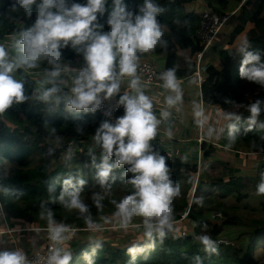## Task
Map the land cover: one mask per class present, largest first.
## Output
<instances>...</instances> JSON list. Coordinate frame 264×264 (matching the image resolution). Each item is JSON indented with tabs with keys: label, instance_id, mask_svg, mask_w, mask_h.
Instances as JSON below:
<instances>
[{
	"label": "trees",
	"instance_id": "trees-1",
	"mask_svg": "<svg viewBox=\"0 0 264 264\" xmlns=\"http://www.w3.org/2000/svg\"><path fill=\"white\" fill-rule=\"evenodd\" d=\"M205 1L211 10L224 11L223 7L212 5L211 0ZM219 1L221 5L225 2ZM42 2L35 0L30 5L31 15H28L21 0H0V38L16 36L17 43L23 40V33L35 25ZM87 2L64 0V7L71 8L77 3L86 5ZM192 2L152 0L162 9L156 14L162 36L153 50H138L136 61L162 57L163 65L159 68L164 72L162 75L172 70L175 76L196 77L192 73L196 70L197 53L201 50V44L195 39L200 11L188 8ZM144 4L145 0H120L119 6L131 13L130 19L135 23L136 17L143 15L141 9ZM117 7L116 0H104L103 12H98L93 22L95 32L106 34L111 31L108 21ZM50 11L58 12L59 8L53 7ZM232 19L235 32L244 34L243 43L240 40L232 49H217L218 64L208 62L199 67L203 76L198 89L202 117L205 119L207 114L215 112L221 123L217 120L209 132L204 131L200 143L190 139L189 143L185 141L172 148L171 144L157 141L156 136L149 141L150 152L165 158L169 180L174 188L178 187V193L171 198L167 225L162 229L155 219L145 224L143 216L134 215L129 219L117 214L116 205L136 192L129 183L135 175L128 171L131 165L114 167L106 183L101 184L98 172L106 153L102 143L90 144V140L107 122L105 117L96 109L93 111L91 105L81 110L69 107L74 99L71 86L51 85L50 90L55 91L49 90L47 96L38 92L39 77L46 71L71 68L80 77L88 68L85 55L90 41L75 46L71 41L67 45L61 41L59 59L50 63L51 58L41 57L35 62V67H29L31 62L25 63L26 53L22 44L14 47L20 62L11 61L14 67L9 75L22 84L23 99L17 101L13 98L12 103L0 111V207L3 210L0 212L6 219L16 222L18 228L23 225L24 229L18 230L17 235L27 236L29 231L37 229L60 230L58 236L54 232V237L47 235L39 249L56 242L61 257L65 254L71 256L68 264H258L255 251L260 243L264 244V193L259 191L264 184V164L247 159L246 168L249 165L252 170L247 168L249 172H234V161L226 159V154L218 151V147L222 144L234 150L245 147L264 152V82L240 76L245 59L241 47L245 52L258 54L259 62L264 64V0L245 1ZM234 39L232 35L227 45L234 43ZM245 67H252V64ZM162 75L160 78L163 80ZM115 76H124L120 73L119 56L113 64ZM56 78L49 76L46 84L50 85ZM244 86L250 93L245 92ZM132 90L134 88L124 85L120 94L114 93L113 96H130ZM257 101L259 113L253 117L251 107ZM124 114L125 109L117 111V120ZM224 117L229 118L224 122ZM189 122L193 129L196 128L194 119ZM221 124H226L225 132L228 130V134L224 138H216L215 128ZM212 152L221 156L220 179L211 178L209 190L199 175L189 203L186 195L193 186L194 174L203 166L202 175H208L205 168ZM196 157L201 160L200 167L190 162ZM108 163H116L115 155ZM67 180H71L70 185L65 184ZM205 187L206 192L203 193ZM213 190L220 200L209 196ZM251 193L262 196L259 201L261 215L255 219L243 218L230 210L232 207L228 208L223 200L225 196H233L235 203L239 204ZM73 195H78L86 211L71 207ZM110 222L115 226L125 224V230L136 235V242L119 247L113 245L105 237L110 231ZM227 226L250 227L246 245L218 242ZM84 229L92 230L93 236L82 242L78 234ZM161 230L163 236L160 235ZM149 231L150 236L147 235ZM69 237L71 243H62L63 238ZM203 237H208L209 246L202 242ZM30 240L37 241L35 237H30Z\"/></svg>",
	"mask_w": 264,
	"mask_h": 264
},
{
	"label": "clouds",
	"instance_id": "clouds-1",
	"mask_svg": "<svg viewBox=\"0 0 264 264\" xmlns=\"http://www.w3.org/2000/svg\"><path fill=\"white\" fill-rule=\"evenodd\" d=\"M34 2L35 0H21L28 15H31L30 5ZM116 4L118 7L108 21L111 31L100 34L94 31L93 22L97 19L96 14L103 12L104 0H88L86 5L77 3L71 8L64 7V0H59V3L58 0H43L39 5L34 27L24 32L23 40L18 42L24 46L25 63L31 62L29 67H35V62L41 57L51 58L50 63L58 60L61 41L64 45L71 41L73 46L90 41L85 55L88 68L76 80V87L72 90L74 99L69 104L71 108L81 110L92 105V110L95 111L100 103L99 93L104 92L106 97H111L118 90V84L111 82L116 57L119 56L120 73L134 76L137 51H151L160 41L162 32L156 14L162 9L153 4L152 0H145L141 9L143 15L137 16L135 23L130 19L131 13L125 12L124 7L119 6L120 0H116ZM53 7H58L59 11H50ZM240 51L245 53L240 76L264 82V64L259 62V55L245 52L244 47H241ZM5 56L4 48L0 47V111L6 109L13 98L17 101L23 99V86L9 75L14 65L7 62ZM249 64H252V67H245ZM58 74V71L52 73L53 76ZM164 79L166 87L177 89L172 70L165 74ZM136 84L137 80H133L132 85ZM50 92L45 93V96ZM120 102L125 108L124 116L118 118L115 125L103 123L96 133L95 138L102 143L106 153L99 166L98 178L101 184H104L114 167L131 165L128 171L135 175L129 183L134 186L136 192L116 205L117 214L129 219L134 215L143 216L146 218L145 224L155 219L162 229L167 225L171 213V198L178 193V187L174 188L169 180L165 158L149 150V141L156 135L158 122L151 112V102L142 93L134 97L125 95L121 97ZM258 104L259 101L251 107L253 117L259 113ZM113 155L116 157L114 165L108 163ZM80 183L84 182L80 181ZM65 184L70 185L71 180L65 181ZM259 191L264 193V184L260 186ZM71 207L78 208L81 212L87 210L78 195H73ZM59 231L56 233L57 236ZM147 235L150 236L151 232L149 231ZM160 235H164L162 230ZM202 242L206 246L210 245L208 237H203ZM70 259L69 254L61 257L59 252H56L51 257L50 264H68ZM23 260V256L19 253H0V264H23Z\"/></svg>",
	"mask_w": 264,
	"mask_h": 264
},
{
	"label": "rangeland",
	"instance_id": "rangeland-1",
	"mask_svg": "<svg viewBox=\"0 0 264 264\" xmlns=\"http://www.w3.org/2000/svg\"><path fill=\"white\" fill-rule=\"evenodd\" d=\"M232 0H228L227 2V8H225L224 11H230L233 6L230 4ZM190 3L188 5V8L190 9L191 7ZM204 5V4H203ZM206 9L211 10L210 7L206 5ZM233 18V17H232ZM235 22L234 19H230L226 24L222 25L216 36L215 39L213 40L212 46L207 49V52L205 53L204 57L201 59V63H208L212 62L213 64H218V54L217 50L215 48H218L220 45L222 46L221 48H228L232 49L235 47V45H238V42L243 43L244 41V34L241 33H236L235 32ZM234 35V43L232 42L231 44H228V41H230L231 36ZM0 47H3L6 56L5 59L11 63V61L15 62H20V58L15 54L14 47L17 46V38L16 36H10L6 38H0ZM241 43V45H242ZM197 59V58H196ZM148 60V59H146ZM149 61H154L158 67V69L163 65V58H157ZM20 71V67L19 70ZM58 71L59 74L56 76H53L52 73ZM51 77H57L55 80H51L50 85L46 84L47 79ZM194 76V75H193ZM195 77V76H194ZM78 75L71 70V68H65L62 70H57L53 69L51 72H44L43 76L39 77V86H38V92L40 95H45V93H48L50 90L51 85H68L71 87H76V80H77ZM122 78H118L117 76L113 77V81L111 82H118L117 84L119 86L124 85V81ZM193 79V80H192ZM187 78L184 80H181V86L178 85V90L181 89V92H177L176 90H172L170 88L164 87L161 88L163 92V103H158V96L155 94H152L151 88H148L146 92V97L149 99L151 102V105H157V108L155 109V118L156 121L158 122L156 125V137L157 141L160 140L164 143H168L172 145V148L177 146L178 144L181 143H186L185 141H188L189 143L190 139L196 140L197 143H200V140L204 136V131L209 132L210 127L214 124H216L217 120L221 123V119H217V115L215 112H212L210 115L207 114V117L203 119L202 117V104L200 97L198 95L199 88L196 83V77L195 78ZM141 83V82H139ZM178 83L176 82V85ZM167 88V89H166ZM244 89L246 90L245 92L248 94L250 93L247 87L244 86ZM172 92V93H171ZM171 93V94H170ZM178 93L183 95L184 99L178 100ZM133 94V91L130 92V95ZM98 95L105 96L106 94L104 92L99 93ZM114 95V94H113ZM113 95L111 97H113ZM176 99V103H173L172 98ZM110 98V97H107ZM171 101V102H169ZM153 112V111H152ZM153 112V113H154ZM198 113V114H197ZM229 117H224L222 120L224 122L228 120ZM191 119H194L196 121V128L193 129L192 124L189 122ZM222 122V123H224ZM225 125L226 124H221L216 126L215 130L217 135L216 138L222 136L224 138L225 134H228V130L225 132ZM196 129V130H195ZM192 131V133L190 132ZM197 131V132H196ZM200 131L202 134H200ZM90 144H99L100 142L97 141L96 138H93L90 140ZM218 141V139H217ZM226 141V140H225ZM214 142V141H213ZM227 142V141H226ZM194 147L195 144H189ZM197 146V144L195 145ZM255 150V151H254ZM247 149L245 147H240L238 150H234L233 148L226 147L222 144L219 145L218 151L224 152L226 154V159H230L234 161V166H235V171H243V172H249L246 168L245 161H247L248 158L253 157L256 159H260V163L264 164V152L258 149ZM246 156V157H245ZM221 156L218 153L212 152L210 156L207 158V167L205 168V172L208 175H202L204 173L203 166H199V161L201 162L198 157L196 158H191L190 162L191 163H197L199 170L194 174V180L197 179L199 175H201L202 179L206 182L207 186L210 187V184L212 183L211 178H217L219 181L220 175L219 171L222 169L221 164ZM225 160V159H224ZM233 171H231L232 173ZM238 174V173H237ZM250 185V184H247ZM206 187L203 190V193L206 192ZM207 188L210 190V188ZM214 190L219 194V191H217L215 188ZM210 191L209 196L216 199L220 200L219 197H217V194L215 191ZM194 194V189L193 186L188 190L186 198L188 201H191L192 196ZM261 195L258 193H251V195L247 198L244 199L241 203L236 204L233 196H225L224 201L226 204L229 206L230 210L235 211L237 214L242 216L243 218L247 220L255 219L258 218L261 215V212L259 210V201L261 200ZM0 211H3L2 208L0 207ZM1 215V212H0ZM138 224H136L137 226ZM125 224H120V226H115L110 222V231L108 234L105 236L108 238L109 241L112 242L113 245L119 247V246H124L128 244H132L136 242V235L133 233L127 232L125 230L127 227H125ZM129 226H135L134 225H129ZM250 227L247 226H227L224 229V232L221 235V239L227 241L228 243L233 242V243H239L242 247L246 245L247 243V232L250 230ZM185 232V230H183ZM182 231V232H183ZM31 232V237H35L38 242L35 243V246L33 247L32 251H35L39 249V244L45 239L47 235H52L54 237L53 232L56 234L57 231H53L51 229L48 230H33ZM92 230L90 229H84V231H81V233L78 234V238L81 239L82 242L89 240L92 237ZM56 243V242H55ZM64 244L71 243V238H63ZM57 247H59L57 245ZM31 251V252H32ZM255 260L257 261L258 264H264V244L260 243L259 246L257 247L255 251Z\"/></svg>",
	"mask_w": 264,
	"mask_h": 264
},
{
	"label": "built area",
	"instance_id": "built-area-1",
	"mask_svg": "<svg viewBox=\"0 0 264 264\" xmlns=\"http://www.w3.org/2000/svg\"><path fill=\"white\" fill-rule=\"evenodd\" d=\"M234 16L233 11H213L203 9L200 11V21L195 31V39L201 44V50L197 53L196 70L194 75L197 78V85L200 89L203 76L200 72L201 59L204 57L207 49L212 46L213 40L219 28L226 24ZM136 72L134 76L124 75L123 78H137L148 87L161 89L166 87L164 81L160 78L163 71L159 70L154 61L141 60L135 61ZM100 101L96 110L107 120L108 123L115 125L117 122L116 112L125 109L120 102L121 97H110L98 95ZM92 106V105H91ZM153 109V107L151 108ZM190 203V201H189ZM185 214L182 216L184 217ZM185 234V232H182ZM218 242L228 243L221 239ZM58 252L57 244L50 243L44 249L32 251L26 257L27 264H50L51 257Z\"/></svg>",
	"mask_w": 264,
	"mask_h": 264
},
{
	"label": "crops",
	"instance_id": "crops-1",
	"mask_svg": "<svg viewBox=\"0 0 264 264\" xmlns=\"http://www.w3.org/2000/svg\"><path fill=\"white\" fill-rule=\"evenodd\" d=\"M211 1H212V5H214V6L223 7L222 10H225V8H227L228 0H225V2L222 3V5H221V1H219V0H211ZM245 1H247V0H232V2L230 4L233 6V8L230 11H233L235 14L236 11L238 10V8ZM206 5H207V3L205 0H193L192 4L190 6L191 7L190 9H196L198 11H201L203 9H206ZM221 47L222 46L220 45L218 48H215V49L217 50V49H220ZM163 74H164V72H163ZM192 74L194 75V73H192ZM162 76H165V75H162ZM191 77L192 76H189V75L175 76V78H176L175 83L177 82L178 83L177 86L178 85L181 86V80H184V78L185 79H187V78L192 79ZM127 80H129V81H127ZM133 80H137V84L135 86L132 85ZM163 80H165V79L163 78ZM123 81H124L123 82L124 85H129L130 87L134 88V90H132L133 94L130 95L129 97L137 96L139 93H142L143 95L146 96V92H147L148 88H151L152 94H155L156 96H158V99H157L158 103H163L164 99L162 97L163 96L162 89L148 87L145 84H143L140 81V79H137V78H124ZM139 82H141V83H139ZM115 83H118V82H115ZM164 83H166V81ZM123 86L118 85V90L115 92V95L120 94ZM180 90L181 89L178 90V88H177V92H181ZM181 93H183V90ZM178 94H179L178 100L184 99L183 95L181 96L180 93H178ZM115 97H118V96H115ZM172 101H173V103H176V99L172 98ZM152 107H153V109H151V112L152 111L154 112L155 109L157 108V105H152ZM153 112H152V114L155 116L156 113L155 112L153 113ZM248 161H253L255 163H259L260 159L259 160L256 159V161H254L253 158H248ZM247 168L249 169V171L252 170L251 166H249V165ZM15 223L16 222H14V221H10L9 219H6L5 214L1 212V215H0V253H2V252L19 253L24 258V260H23V264H24V262L26 261V257L32 251L33 247L35 246V243L38 241L33 242L32 240H30V237H31L30 231H29L27 236L26 235L25 236L17 235V231L20 229H24V227H23V225H20L21 227L18 228L19 225L15 226ZM11 224H13V226ZM12 227H15V228L13 229ZM31 231H33V230H31Z\"/></svg>",
	"mask_w": 264,
	"mask_h": 264
},
{
	"label": "water",
	"instance_id": "water-1",
	"mask_svg": "<svg viewBox=\"0 0 264 264\" xmlns=\"http://www.w3.org/2000/svg\"><path fill=\"white\" fill-rule=\"evenodd\" d=\"M195 183H196V180H194L193 182V189H194ZM24 264H27V262L25 261Z\"/></svg>",
	"mask_w": 264,
	"mask_h": 264
}]
</instances>
